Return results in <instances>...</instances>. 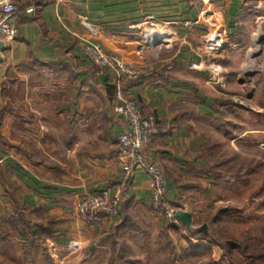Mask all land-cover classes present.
Here are the masks:
<instances>
[{"label":"crops","instance_id":"obj_1","mask_svg":"<svg viewBox=\"0 0 264 264\" xmlns=\"http://www.w3.org/2000/svg\"><path fill=\"white\" fill-rule=\"evenodd\" d=\"M13 2L18 36L15 41L6 43L2 52L0 87L12 71L39 65L44 72H57L60 85L77 91L66 108L68 112L51 114L62 124L56 129H48L46 124L32 133V136L45 137L38 149L57 154L56 164L60 167L57 180L39 171L52 169L50 162L30 156L26 162L21 161V157L14 154V151L21 152L18 147L2 143L1 137H5L2 129L8 127L11 116L2 111L0 100L1 255L18 254L19 248L31 250L33 254L42 252L44 259V254L50 255L52 240L56 241L54 246L73 241L81 252H94L91 262L107 264L112 243L116 245L119 240L120 244L123 240L130 251L135 248L140 251L146 244L145 234L149 228L164 233L163 225L167 227L168 224L164 219L159 222L154 218L147 174L138 170L129 179L122 170L117 143L126 126L113 115L114 77L109 69L93 64L85 53L87 44L101 45L111 56L119 52V44L140 42L144 34L141 25L147 20L159 25L154 34L165 36L164 41H168L147 49L144 56L149 63L170 66L172 70L158 72L151 79L134 84L130 93L145 114L155 116L162 127H168V134L154 139L146 156L164 173L167 193L172 200L170 206L196 218V197L199 192L205 193L212 183L202 172L206 166L207 145L203 123L220 119L221 93L216 92L221 90L217 88L216 91L208 82L204 69L205 57L200 50L203 28H188L185 23L195 22L206 5L222 14L227 48L219 60V70L227 79L228 87L235 88L240 84V77L235 74L251 50V35L258 16L253 9L254 3L251 0ZM89 28L95 29V34ZM154 34L150 33L152 37L156 36ZM32 119V129L36 121L49 120L39 115ZM65 119L69 123L66 124ZM99 134L105 137L103 141L99 140ZM83 136L87 137L85 141ZM66 152L71 154V164L63 160ZM121 189L116 221L103 217L101 222L87 225L72 217L71 209L79 199L105 190ZM28 218L31 220H26ZM25 230L27 235L23 234ZM57 236L58 239H54ZM18 239L27 242L20 244ZM25 254L27 262L37 264L31 253ZM99 254H103L102 260L94 261ZM131 254L134 255L132 251ZM139 255L135 252V259Z\"/></svg>","mask_w":264,"mask_h":264},{"label":"rangeland","instance_id":"obj_2","mask_svg":"<svg viewBox=\"0 0 264 264\" xmlns=\"http://www.w3.org/2000/svg\"><path fill=\"white\" fill-rule=\"evenodd\" d=\"M145 60L146 64H153L146 56ZM251 62L257 63L262 71L249 72ZM28 68L25 66L9 73L0 87L2 111L11 116L8 127L2 129L5 137L1 140L21 150L18 153L14 151L21 161L26 162L30 156L50 162L52 169L39 171L57 180L60 169L56 164L57 154L51 151L43 153L38 149L45 137L41 134L32 136V133L46 124L48 129H56L59 123L62 124L51 114L66 112L77 90L60 85L57 72H44L39 65ZM235 75L240 77V84L235 88L228 87L227 79L223 88L211 83L216 91L221 90L215 91L221 93L220 119H209L203 123L207 145L204 153L206 166L202 172L212 183L205 193H198L194 212L197 225L210 224L211 232L200 230L190 233L181 225L174 227L168 224L165 227L162 224L164 233H160L148 227L142 251L131 249L134 255L135 252L140 254L138 259L122 243L123 240L120 244L118 240L116 245L112 243L107 264H171L172 256L175 264H264V49L256 54L250 50ZM69 78L71 83L72 73ZM36 115L46 116L49 120L36 121L35 129H32V117ZM65 122L69 123L67 119ZM98 137L100 141L105 139L101 134ZM86 139L83 136V141ZM7 150L10 149L7 147ZM66 156L63 160L70 163V152H66ZM91 196L79 199L71 209L72 217L85 224L77 213V205ZM154 218L161 222L163 216L156 214ZM26 230L24 235H27ZM18 241L20 244L27 242L25 239ZM50 243L54 251L52 255L50 252L53 261L47 252L43 259L42 252L33 254L31 250L17 248L18 254L11 252L8 257L0 252V264H30L24 259L26 252L31 253L37 264H94L90 261L94 252H81L73 241L62 246H54V240ZM102 256L99 254L93 259L100 262Z\"/></svg>","mask_w":264,"mask_h":264},{"label":"built area","instance_id":"obj_3","mask_svg":"<svg viewBox=\"0 0 264 264\" xmlns=\"http://www.w3.org/2000/svg\"><path fill=\"white\" fill-rule=\"evenodd\" d=\"M55 1L58 4L66 2V0ZM251 1L254 3V11L258 14L251 35V51L258 53L264 49V0ZM15 16L16 7L13 0H0V41L10 43L16 40L18 29L15 25ZM156 26L159 25L153 20L144 22L141 25V28H144L141 41L119 44L117 54L107 55L103 47L98 44L85 45V53L93 64L109 69L115 80L113 115L126 126L117 143L123 172L130 179L136 171H145L149 178L152 212L162 215L170 226L180 227L181 224L176 218L178 209L166 202L167 188L164 173L159 165L151 162L146 156V151L154 139L160 135H167L169 129L162 127L155 116L145 114L130 93L132 83L151 79L158 72L172 70V67L162 64H146L145 51L168 41H164L165 36L154 34ZM185 27L203 28L200 50L205 57L204 69L208 73V82L223 88L226 79L221 76L219 60L226 51L227 41L222 14L211 5L203 6L197 20L185 23ZM88 30L93 34L96 32L95 29ZM150 33L156 36L152 37ZM251 64H255L262 71L255 62ZM121 200L122 189L115 192L101 191L79 203L77 213L88 225L101 222L103 217L116 221L119 217ZM49 250L51 254L54 253L52 247H49Z\"/></svg>","mask_w":264,"mask_h":264},{"label":"water","instance_id":"obj_4","mask_svg":"<svg viewBox=\"0 0 264 264\" xmlns=\"http://www.w3.org/2000/svg\"><path fill=\"white\" fill-rule=\"evenodd\" d=\"M6 48V43L0 41V62L2 60V52ZM176 218L182 226H184L187 231L194 232L196 229L193 227V217L190 213L184 212L182 210L177 211Z\"/></svg>","mask_w":264,"mask_h":264},{"label":"trees","instance_id":"obj_5","mask_svg":"<svg viewBox=\"0 0 264 264\" xmlns=\"http://www.w3.org/2000/svg\"><path fill=\"white\" fill-rule=\"evenodd\" d=\"M138 82H135V83H132V85H134V84H137ZM166 202L169 204V205H171V203H172V200L169 198V196H168V193L166 194ZM196 218L195 217H193V227L196 229L194 232H190V233H196V232H198V231H200V230H202L203 232H206V233H208V232H211V228H210V224L208 225V224H205V226H203V227H199L198 225H197V223H196ZM47 252H48V250H47ZM52 258V257H51ZM172 260H171V264H175V257L174 256H172V258H171ZM53 261V260H52Z\"/></svg>","mask_w":264,"mask_h":264},{"label":"bare ground","instance_id":"obj_6","mask_svg":"<svg viewBox=\"0 0 264 264\" xmlns=\"http://www.w3.org/2000/svg\"><path fill=\"white\" fill-rule=\"evenodd\" d=\"M256 54V53H255ZM255 58V57H254ZM259 58V57H258ZM256 62V61H255ZM257 64V63H256ZM261 71V69H258L255 64H251L250 67H249V72H254V71Z\"/></svg>","mask_w":264,"mask_h":264}]
</instances>
